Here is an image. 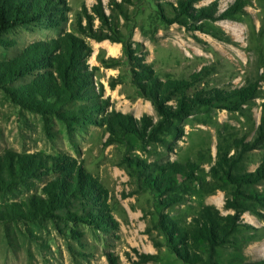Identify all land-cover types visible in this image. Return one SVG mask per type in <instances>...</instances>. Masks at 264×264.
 <instances>
[{
  "label": "rangeland",
  "instance_id": "1",
  "mask_svg": "<svg viewBox=\"0 0 264 264\" xmlns=\"http://www.w3.org/2000/svg\"><path fill=\"white\" fill-rule=\"evenodd\" d=\"M179 1L53 0L56 8H48L52 10L41 20L31 17L28 23L0 30L1 72V65H11L34 46L51 47L54 55H64L68 46L74 52L82 47L81 68L104 109L91 113L90 120L69 116L90 103L87 96L56 111L64 115L32 112L15 104L7 89L29 84L37 73L8 84L0 80V156L11 151L66 159L74 171L84 170L107 192L116 221L107 228L90 226L59 210L51 212L54 216L39 213L30 218L25 202L39 196L46 200L43 189L53 177L29 178L0 190V264H185L173 253L163 223L170 219L187 226L204 206L233 213L225 202L236 189L247 208L242 227L212 260L205 253L202 264H264V206L253 198L264 196V180L236 188L210 172L220 142L223 151L234 156L236 142L253 141L262 121L264 0H247L234 20L191 21L189 27L172 23ZM234 1L200 0L195 7L216 2L220 14ZM98 6L105 19L95 11ZM49 13L59 15L50 18ZM90 33L105 39L96 40ZM140 65L152 67L163 81L188 79L207 68L209 74L187 91L190 96L250 84L256 92L235 110V104L219 100L196 108L183 122L184 135L179 140L166 135L167 144L142 135L139 128L112 133L106 124L111 111L130 115L135 122L145 116L153 122L160 119L134 80ZM262 161L264 146L246 153L240 170L253 172ZM173 162L193 163L195 176L186 180L177 175V187L164 194L154 188L150 179L157 173L151 170Z\"/></svg>",
  "mask_w": 264,
  "mask_h": 264
},
{
  "label": "trees",
  "instance_id": "2",
  "mask_svg": "<svg viewBox=\"0 0 264 264\" xmlns=\"http://www.w3.org/2000/svg\"><path fill=\"white\" fill-rule=\"evenodd\" d=\"M199 1L180 0L174 8L172 23L189 27L191 21L234 20L247 3V0H235L225 11L218 14L216 2L206 7L196 8L195 4ZM53 7H55L53 0H0V30L28 23L31 17L35 18L34 20H41L42 16L52 10L48 8ZM56 10L64 16L60 8ZM95 11L105 19L99 6L95 8ZM57 15L59 14L49 13L50 18ZM90 34L96 40L105 39L95 33ZM123 44L125 52L131 55L130 46ZM50 49L51 47L48 46L43 48L34 46L20 55L11 65H1L3 70L0 71V80L5 84L37 73L29 84L7 89L12 101L22 109L32 112L64 115V113L56 112L61 106L77 100H86V97L90 96V103L81 105L77 112L68 115L77 119L90 120L88 116L91 113L103 111L101 102L96 101V93L89 88L88 73L83 72L81 68L79 56L84 52L83 48L79 47L77 52H74L73 48L68 46L63 51L64 55H54L52 51L49 53ZM47 64H51L53 68L50 70ZM207 70L204 68L188 79L163 81L152 67L140 65V71L135 73L134 80L142 94L151 101L160 119L153 122L145 116L135 122L130 115L111 111L106 116L108 129L112 133H118L137 132L139 128L142 135L148 134L154 141L167 144L164 138L166 135L173 136L175 140H179L184 135L183 122L196 108L210 106L213 100H219L227 102L228 105L235 104L233 107L235 110L254 97L256 88L251 84L236 91L214 89L206 93L201 91L192 96L188 95L187 91L194 88L209 74ZM172 101H175L174 105L169 104ZM235 145L236 155L229 157L227 152L223 151V144L219 143L218 161L211 168L212 175L220 180L228 181L236 188L264 180V161L253 172L240 170L246 153L264 146V109L254 140L247 143L238 141ZM72 167L73 164L60 157L8 151L0 156V190H9L18 183H25L29 178L52 175V180L43 189L47 199L44 200L39 196L36 200L31 197L25 202L30 218H35L39 213L54 216L51 212L59 210L62 216L65 217V214H68L90 226L107 228L116 225L107 205V192L91 175L80 168L74 171ZM151 172L157 173L150 179L154 188L167 194L177 187L175 179L177 175L185 177L186 180L194 178L195 165L191 162L185 164L173 162L157 167L155 170L152 169ZM235 191L232 193L233 198L225 202V208L232 210L233 213L225 215L213 206H204L187 226H180L170 219L163 223V228L169 236L170 247L182 262L202 264L205 262V253H208L209 259L212 260L218 248L232 244L235 233L242 227V216L247 209L245 204L239 201ZM253 198L264 206V196L255 195ZM97 206L99 208H96ZM71 211L74 212L71 213ZM18 215L23 216L19 213ZM142 258L150 260L154 257L142 255Z\"/></svg>",
  "mask_w": 264,
  "mask_h": 264
}]
</instances>
